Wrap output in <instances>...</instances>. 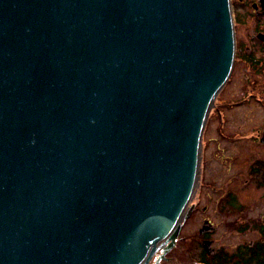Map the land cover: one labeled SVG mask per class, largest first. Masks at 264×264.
Masks as SVG:
<instances>
[{
    "label": "water",
    "instance_id": "95a60500",
    "mask_svg": "<svg viewBox=\"0 0 264 264\" xmlns=\"http://www.w3.org/2000/svg\"><path fill=\"white\" fill-rule=\"evenodd\" d=\"M235 55L231 0H0V264L163 259Z\"/></svg>",
    "mask_w": 264,
    "mask_h": 264
},
{
    "label": "rangeland",
    "instance_id": "374dc122",
    "mask_svg": "<svg viewBox=\"0 0 264 264\" xmlns=\"http://www.w3.org/2000/svg\"><path fill=\"white\" fill-rule=\"evenodd\" d=\"M234 7L231 0L236 40L235 63L228 82L218 94L207 118L192 197V204L200 201L199 205L208 206L206 218L212 220L215 227L206 225L199 215L185 219L176 245L165 255L166 259L159 260V264H190L184 248L193 239V252L199 256L201 230L207 227L213 240L209 242L210 248H213V252L221 248V257L246 252L248 247L257 246L264 240V189L255 190L251 183H246V171L253 158L252 142L226 141L221 136V163L207 162L208 152L205 149L208 140L221 124L227 136L246 137L252 132L257 134L259 141L255 151L258 157L264 158V144L260 141L264 137V70L254 68L247 57L246 47L241 46L252 30L240 26ZM237 154L242 159H229ZM232 202L234 205L230 204ZM159 254L154 255L150 264L156 263ZM237 262L242 264L240 258ZM250 264L258 263L253 261Z\"/></svg>",
    "mask_w": 264,
    "mask_h": 264
},
{
    "label": "flooded vegetation",
    "instance_id": "af4514ba",
    "mask_svg": "<svg viewBox=\"0 0 264 264\" xmlns=\"http://www.w3.org/2000/svg\"><path fill=\"white\" fill-rule=\"evenodd\" d=\"M233 2L235 6L234 10L237 13L236 14L237 20L240 26L242 28L249 27L252 30V32L249 31L251 33L246 35V38L243 41V45L241 46L246 47V54L248 55L247 57L252 62L254 68H257L258 71H263L264 70V0H233ZM249 28L247 30H249ZM221 136L226 141L236 142V141L249 140L250 142H252L251 146L253 147L254 150L253 158L250 159V163L246 171V176H247L246 183L247 182L251 183V185H253L255 190L264 189V158L258 157V154L255 151L259 141L257 137L258 135L252 132L250 134H246V137H241L238 135L227 136L226 133H223L220 124L218 130L214 132V135H212V137L208 140L207 142L208 144L205 147V149H207L208 152L207 162L217 161L221 163ZM260 141L262 144H264V137ZM237 156L239 157L237 158ZM204 159H205V153L203 155V164L206 163V160L204 161ZM229 159L235 160L242 158L240 154H237L236 156L234 155ZM208 167L209 166L206 167V171ZM211 186H213V184ZM199 204L200 201L193 204L194 208L190 216L193 217L194 215H199L206 225H209V227L214 228L215 226L213 224V221L210 220L209 218H206L208 217L207 216L208 206L207 205L201 206ZM199 210H202L203 212H199ZM203 215L206 216L203 217ZM207 229L209 228L207 227L201 230L202 233L200 235V240L198 242L199 247L201 248V251L198 254L199 256H196L193 252L194 250L193 239L189 240V245H186L185 248L182 247V250L184 248L187 251L190 264H221V248L216 252H213L212 247L210 248L209 242L213 240L211 238L210 231H208ZM205 243H208L209 246L205 247ZM261 244L263 245V249H264V240L263 243ZM156 253L157 254L160 253L157 259L155 260L156 261L155 264H159L158 260H162L160 258L163 255V249L158 250ZM240 253L234 254L235 261H233V264H238L237 259L240 258ZM226 257L227 256H224L223 258ZM231 257L228 259L231 260L232 259ZM166 258H167L166 256L163 257V259ZM227 264H232V262H227Z\"/></svg>",
    "mask_w": 264,
    "mask_h": 264
},
{
    "label": "trees",
    "instance_id": "16d2710c",
    "mask_svg": "<svg viewBox=\"0 0 264 264\" xmlns=\"http://www.w3.org/2000/svg\"><path fill=\"white\" fill-rule=\"evenodd\" d=\"M234 205V203H230ZM247 248V247H246ZM248 251L243 252L240 254V260L242 264H250L251 262L255 261L258 264H264V249L263 245L259 244L257 246H252V248H247ZM251 253V254H250ZM229 256L226 258L221 257V264H227V262L235 261V255H233L231 260H229Z\"/></svg>",
    "mask_w": 264,
    "mask_h": 264
},
{
    "label": "bare ground",
    "instance_id": "6f19581e",
    "mask_svg": "<svg viewBox=\"0 0 264 264\" xmlns=\"http://www.w3.org/2000/svg\"><path fill=\"white\" fill-rule=\"evenodd\" d=\"M191 204H192V201L189 203V207L191 206ZM189 207H186V209H188Z\"/></svg>",
    "mask_w": 264,
    "mask_h": 264
}]
</instances>
